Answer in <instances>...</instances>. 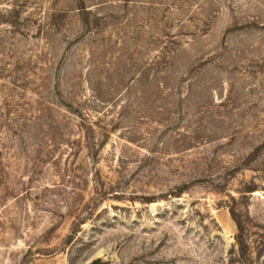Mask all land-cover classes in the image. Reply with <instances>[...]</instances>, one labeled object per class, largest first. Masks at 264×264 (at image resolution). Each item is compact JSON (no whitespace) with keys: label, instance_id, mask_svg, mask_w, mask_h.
Returning a JSON list of instances; mask_svg holds the SVG:
<instances>
[{"label":"rangeland","instance_id":"374dc122","mask_svg":"<svg viewBox=\"0 0 264 264\" xmlns=\"http://www.w3.org/2000/svg\"><path fill=\"white\" fill-rule=\"evenodd\" d=\"M0 264H264V0H0Z\"/></svg>","mask_w":264,"mask_h":264}]
</instances>
